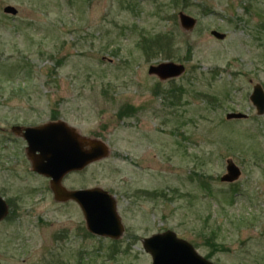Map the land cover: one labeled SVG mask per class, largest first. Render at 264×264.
<instances>
[{
  "label": "rangeland",
  "instance_id": "1",
  "mask_svg": "<svg viewBox=\"0 0 264 264\" xmlns=\"http://www.w3.org/2000/svg\"><path fill=\"white\" fill-rule=\"evenodd\" d=\"M161 33L171 44L147 55L142 37ZM163 61L185 70L148 73ZM256 83L264 90V0H0V264H151L142 241L166 230L214 264H264ZM52 119L107 146L62 183L113 194L118 239L88 232L79 206L55 201L22 160L13 126ZM228 160L240 170L231 182Z\"/></svg>",
  "mask_w": 264,
  "mask_h": 264
},
{
  "label": "water",
  "instance_id": "2",
  "mask_svg": "<svg viewBox=\"0 0 264 264\" xmlns=\"http://www.w3.org/2000/svg\"><path fill=\"white\" fill-rule=\"evenodd\" d=\"M5 12L15 14L12 6L4 8ZM182 28L191 29L196 20L183 13L178 14ZM211 34L223 38L224 34L212 30ZM185 67L181 63L163 61L151 64L148 73L161 80L181 75ZM249 99L257 114L264 113V90L256 83ZM242 112H228L226 119L246 118ZM21 129L27 141V154L32 159V169L49 178V187L57 202H75L84 217L88 232L98 236L118 239L124 232V226L116 210L113 194L101 187L68 189L62 184L64 176L73 171H80L92 162L107 155V146L98 139H87L79 135L75 128L63 120L48 121L37 126H13L15 132ZM83 144L87 148L83 147ZM240 175L239 168L227 161L226 173L221 181L231 182ZM8 213V207L0 196V221ZM143 247L151 256V264H214L196 252L194 247L171 230L156 233L143 239Z\"/></svg>",
  "mask_w": 264,
  "mask_h": 264
},
{
  "label": "trees",
  "instance_id": "3",
  "mask_svg": "<svg viewBox=\"0 0 264 264\" xmlns=\"http://www.w3.org/2000/svg\"><path fill=\"white\" fill-rule=\"evenodd\" d=\"M165 40V41H164ZM141 44L144 46L145 53L155 55L156 53H162L160 48H163L165 45L171 44V35L170 34H156V35H145L142 37ZM209 257L208 255L206 256Z\"/></svg>",
  "mask_w": 264,
  "mask_h": 264
},
{
  "label": "flooded vegetation",
  "instance_id": "4",
  "mask_svg": "<svg viewBox=\"0 0 264 264\" xmlns=\"http://www.w3.org/2000/svg\"><path fill=\"white\" fill-rule=\"evenodd\" d=\"M56 120H58V119H52V120H49V121H56ZM40 125V124H39ZM16 126H19V125H16ZM21 127H28V126H24V125H20ZM30 126H37V125H30ZM12 132L18 137V138H20L22 141H23V143H24V152H25V157L22 159V160H24L26 163H28L29 165H30V167H31V170L33 171V173H35V174H37V175H41V174H39V173H37V172H35L33 169H32V162H31V158L28 156V154H27V141H26V139L22 136V133H23V131L21 130V129H19V130H17V131H13L12 130ZM83 147L84 148H87V146L85 145V144H83ZM71 173V172H70ZM41 176H43V175H41ZM43 177H45V176H43ZM47 180H48V182H49V178H47V177H45ZM63 184V183H62ZM50 188V187H49ZM110 193V192H109ZM0 196L2 197V195L0 194ZM3 198V197H2ZM4 199V198H3ZM4 201H5V199H4ZM6 202V201H5ZM6 204H7V207H8V211H9V206H8V203L6 202ZM8 214V213H7ZM7 214L5 215V217L7 216ZM5 217L0 221V223L5 219Z\"/></svg>",
  "mask_w": 264,
  "mask_h": 264
}]
</instances>
